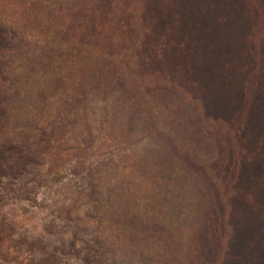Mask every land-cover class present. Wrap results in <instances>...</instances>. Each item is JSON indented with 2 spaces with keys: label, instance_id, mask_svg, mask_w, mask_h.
I'll return each instance as SVG.
<instances>
[{
  "label": "rangeland",
  "instance_id": "rangeland-1",
  "mask_svg": "<svg viewBox=\"0 0 264 264\" xmlns=\"http://www.w3.org/2000/svg\"><path fill=\"white\" fill-rule=\"evenodd\" d=\"M141 3L132 1L133 13L125 11L110 27L107 46L94 47L120 72L123 92L109 90L101 78L89 87L97 63L77 79L88 92L78 129L90 158L59 182L45 183L42 167L29 170L26 181L0 176V264H82L70 236L74 229L84 234L89 184L137 194L136 171L148 178L166 156L165 139L149 140L141 106L180 122L177 142L185 148L193 142L202 153V195L216 204H207L201 218L205 203L194 195L189 226L197 224L213 250L225 243L216 237L240 231L231 263L264 264V0H150L144 11ZM2 33L0 44L11 51L12 36ZM170 146L172 157L181 155ZM124 263L135 264L130 256Z\"/></svg>",
  "mask_w": 264,
  "mask_h": 264
},
{
  "label": "trees",
  "instance_id": "trees-1",
  "mask_svg": "<svg viewBox=\"0 0 264 264\" xmlns=\"http://www.w3.org/2000/svg\"><path fill=\"white\" fill-rule=\"evenodd\" d=\"M132 1L0 0L3 30L12 36L11 51L0 44V176L26 181L29 170L42 167L45 183H54L70 167L90 158L82 148L85 138L78 129L82 125V100L88 92L77 84V79L87 77L86 70L97 63L88 76V86L101 78L109 90H123L116 66L108 55L97 56L94 47L108 45L110 27L125 11L133 13ZM140 1L144 11L150 0ZM148 22L150 17L143 25ZM124 28L120 25L121 30ZM201 28L204 32L199 26L200 34ZM3 30L0 43H5ZM185 100L181 105L184 115L190 109ZM142 109L141 106L138 117L143 119L146 113L149 140L162 143L165 139L166 156L157 162L148 178L136 171L140 181L137 194L125 190L115 194L90 183L85 231L71 232L72 250L80 255L82 264H125L128 256L135 264H230L240 231H232L229 237L227 233L216 237L225 243L213 250L199 226L188 224L194 213L195 196L205 203L199 210L201 218L207 204H216L211 197L202 195V153H198L193 142H187V148L177 142L178 134L184 131L180 122L161 111ZM69 137L75 141L66 144ZM173 142L181 155L172 157ZM189 172L196 174L194 180ZM232 193L236 195L237 191ZM187 229L190 232L185 241ZM259 244L264 248V239Z\"/></svg>",
  "mask_w": 264,
  "mask_h": 264
}]
</instances>
